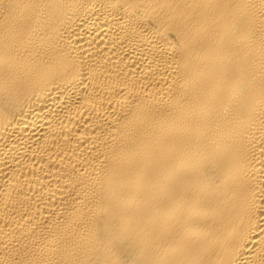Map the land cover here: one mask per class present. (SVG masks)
Instances as JSON below:
<instances>
[{
  "label": "bare ground",
  "instance_id": "bare-ground-1",
  "mask_svg": "<svg viewBox=\"0 0 264 264\" xmlns=\"http://www.w3.org/2000/svg\"><path fill=\"white\" fill-rule=\"evenodd\" d=\"M0 264H264V0H0Z\"/></svg>",
  "mask_w": 264,
  "mask_h": 264
}]
</instances>
